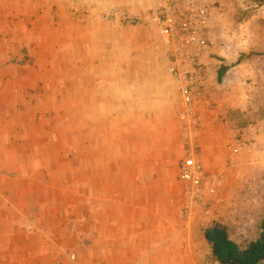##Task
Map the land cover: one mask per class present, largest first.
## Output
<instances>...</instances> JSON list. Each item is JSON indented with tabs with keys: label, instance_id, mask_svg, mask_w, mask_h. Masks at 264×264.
<instances>
[{
	"label": "crops",
	"instance_id": "0c3cea01",
	"mask_svg": "<svg viewBox=\"0 0 264 264\" xmlns=\"http://www.w3.org/2000/svg\"><path fill=\"white\" fill-rule=\"evenodd\" d=\"M155 5L156 0H0L3 22L46 21L50 29L66 19L87 38L110 30L116 41L113 94L128 84L125 108L80 111L78 151L64 141L69 152L55 156L53 136L47 134L57 117L73 116L71 108L56 103L55 77L42 78L46 91L34 106L27 105L25 115L23 104L17 106L20 121L41 118L35 127L20 126L33 133L31 142L7 127L8 86L0 77V264H56L72 254L74 264H201L208 243L201 233L212 219L236 210H230L232 197L239 205L238 236L250 237L264 220V45L252 40L248 25L242 36L233 35L230 18L215 8L199 34L206 46H188L181 54L177 40L173 48L153 45L157 26L120 27L99 18L110 7L153 17ZM130 34L142 40L143 51L121 44V36ZM87 38L83 49L70 45L65 52L79 49L86 56ZM125 52L127 60H120ZM173 62L193 78L197 64L203 70L196 79L203 94L194 105L198 158L205 172L218 178L206 217L182 216L186 193L180 167L185 135L192 132L180 119L185 106L168 71ZM31 63L44 69L39 61ZM90 116L93 124L84 119ZM22 141L42 149V156L8 151ZM253 213L258 225L250 221Z\"/></svg>",
	"mask_w": 264,
	"mask_h": 264
},
{
	"label": "rangeland",
	"instance_id": "374dc122",
	"mask_svg": "<svg viewBox=\"0 0 264 264\" xmlns=\"http://www.w3.org/2000/svg\"><path fill=\"white\" fill-rule=\"evenodd\" d=\"M212 3L215 11L217 10L220 13L225 14L228 19L230 18L227 24L231 25V32L233 35L242 36L241 31L245 29L243 25H248L252 29L251 31H253V33H251L252 40H254V42L257 40L258 45H264V0H213ZM155 7H157V0ZM110 9L122 10L120 7H110L102 11L99 18L105 22L113 24L118 23L117 25L120 27H159L154 22H150L148 24H130L121 22L120 19L113 21L103 18V13ZM132 15L138 18H152L150 16L140 17L134 14ZM46 23L48 24L49 22H18L13 20L5 22L0 21V26L2 27L0 34V77L5 79L8 86L6 99L7 127L11 132H14L15 130L21 132L24 139H28L29 142L36 140V138L33 137V133L29 132L28 128L22 127L21 129L20 126L26 125L29 127H35L41 124V118L37 116L33 119V123H28L30 119L27 117H24L23 120L20 121V118L18 117L20 111L17 109V106L21 105V103L23 104V115H25V111L29 109V107L31 108L34 106L37 103V100L42 98L41 93L46 91L47 86L42 83V78L51 76L52 78L55 77L54 91L58 95L56 103L61 107L67 105L69 109L71 108L73 115L65 118L57 117L54 130L50 129V133L47 134V136H53L51 142L52 151L55 156H63L65 152H69L68 148L65 145H62L64 141L72 143L71 150L73 153L78 151L80 133L79 121L83 120V118L80 117V111L86 115H91L92 113L97 114L102 113L103 111L110 112L112 108H116L115 105H118V109L125 108L127 105L126 92L128 84H125L123 90L120 89L119 92L116 91L113 94L117 88L112 85V83L116 80L117 74L116 70L110 67V62H112V60L116 61L115 51L112 48L116 41H114L111 37L110 30L106 31L108 34L105 33L100 38L91 36H88L87 38L83 30L78 31V28L75 27L74 24L70 25V22L66 19H57L55 21V28H47ZM20 25L22 28H17ZM24 26L29 27L24 28ZM68 32L71 34L69 35ZM125 32L130 33L127 31ZM156 37L158 38L153 39L154 46L162 43L165 45L168 44L171 48L175 46L173 41H170L161 35L160 27L158 30V36ZM86 38L90 44L89 51L86 56H83V54L80 55L79 49L78 52L72 50L74 53L65 52V48L70 45L72 46L71 49L75 46L83 49V44L86 41ZM120 41L121 44L125 46L133 45L135 48H139L143 51L142 40H140V43L136 42L131 34L129 37L121 36ZM175 44L177 46L176 51L180 54L183 52L185 47L195 45L183 46V50L178 51V46L182 44L181 40H177ZM5 46L7 47V51H3ZM31 46L35 48L34 51L32 49L33 52L30 49ZM140 57L143 59V53L140 54ZM120 60H127L126 52L122 57H120ZM31 61H39L43 64L44 69H39L38 67L36 68ZM173 66L177 67L175 62L171 64L168 71L174 77V74L171 71ZM126 71L127 70H125V72ZM174 83L176 90L181 94V90L175 80V77ZM84 119H87L89 123L94 120L91 116ZM183 122H185L186 127H188L189 123L186 121ZM91 124H93V122H91ZM185 142L186 144L188 142L186 135ZM16 144L18 148L9 149L8 151L19 152L20 155L24 157L32 155L42 156V149L32 148L31 145L23 146V141L17 142ZM254 199L256 202H259L257 198ZM231 200L232 205L230 210L234 207H236V210H232V212H229L228 215L223 218L217 217L212 219L208 226L211 227L216 222H222L231 227L233 234L236 235V238L240 235L237 234L240 230L238 227L242 226L237 224L239 222L238 201L235 200V197H232ZM187 207H189V205L186 195L185 206L182 212L183 218L191 219L201 215L199 211L192 209L189 210ZM248 215L252 223L255 224V222H257L256 225H258L260 223V219L264 217L263 213L257 221L255 213ZM201 235V238L203 239L205 231L203 234L201 233ZM256 236L255 231L248 238L238 236L236 240L240 244H243L247 240ZM202 249L204 254L202 256L201 264H205L207 262H210L211 264L210 245L208 243H204Z\"/></svg>",
	"mask_w": 264,
	"mask_h": 264
},
{
	"label": "built area",
	"instance_id": "2783aa9c",
	"mask_svg": "<svg viewBox=\"0 0 264 264\" xmlns=\"http://www.w3.org/2000/svg\"><path fill=\"white\" fill-rule=\"evenodd\" d=\"M213 10L212 0H157L156 14L151 19L138 18L130 12L121 9H110L103 13L102 17L109 20L120 19L121 22L130 24L156 23L160 27L161 35L170 40H181L177 50L182 51L183 46L199 44L202 48L206 42L199 37L201 30L207 24ZM175 80L181 90L185 104V111L181 119L188 122L192 134L187 138L186 158L180 167V179L184 182L189 210L199 211L205 216L211 215V198L216 194L218 178L208 175L199 158L197 145V132L199 121L195 104L202 97L201 86L197 83V77L202 73L199 64L195 67L194 78L192 75L182 74L176 66L171 68ZM238 148L234 152H238ZM188 210V211H189ZM76 256L70 255L68 262L56 264H74Z\"/></svg>",
	"mask_w": 264,
	"mask_h": 264
},
{
	"label": "trees",
	"instance_id": "16d2710c",
	"mask_svg": "<svg viewBox=\"0 0 264 264\" xmlns=\"http://www.w3.org/2000/svg\"><path fill=\"white\" fill-rule=\"evenodd\" d=\"M256 235L240 244L229 225L216 222L205 231L211 247V264H264V220Z\"/></svg>",
	"mask_w": 264,
	"mask_h": 264
}]
</instances>
